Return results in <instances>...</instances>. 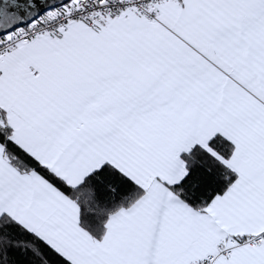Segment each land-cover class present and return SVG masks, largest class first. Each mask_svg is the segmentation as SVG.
Returning a JSON list of instances; mask_svg holds the SVG:
<instances>
[{
  "label": "snow or ice",
  "instance_id": "1",
  "mask_svg": "<svg viewBox=\"0 0 264 264\" xmlns=\"http://www.w3.org/2000/svg\"><path fill=\"white\" fill-rule=\"evenodd\" d=\"M0 264H264V0H0Z\"/></svg>",
  "mask_w": 264,
  "mask_h": 264
}]
</instances>
